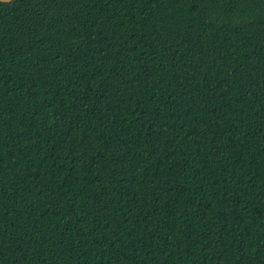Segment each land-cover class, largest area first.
<instances>
[{"label": "trees", "instance_id": "16d2710c", "mask_svg": "<svg viewBox=\"0 0 264 264\" xmlns=\"http://www.w3.org/2000/svg\"><path fill=\"white\" fill-rule=\"evenodd\" d=\"M0 264H264V0L0 2Z\"/></svg>", "mask_w": 264, "mask_h": 264}, {"label": "water", "instance_id": "95a60500", "mask_svg": "<svg viewBox=\"0 0 264 264\" xmlns=\"http://www.w3.org/2000/svg\"><path fill=\"white\" fill-rule=\"evenodd\" d=\"M11 1H13V0H0L1 3H9Z\"/></svg>", "mask_w": 264, "mask_h": 264}]
</instances>
